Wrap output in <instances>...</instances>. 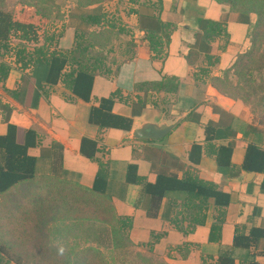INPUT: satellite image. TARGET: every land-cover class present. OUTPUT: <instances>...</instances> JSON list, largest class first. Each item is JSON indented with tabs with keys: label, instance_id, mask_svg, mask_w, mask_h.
Wrapping results in <instances>:
<instances>
[{
	"label": "crops",
	"instance_id": "0c3cea01",
	"mask_svg": "<svg viewBox=\"0 0 264 264\" xmlns=\"http://www.w3.org/2000/svg\"><path fill=\"white\" fill-rule=\"evenodd\" d=\"M160 1L158 15L170 31L167 43L160 32L157 36L163 53L151 51L141 28L146 9L142 0L128 1L97 60L89 101L61 79L47 83L46 63L22 68L15 61L16 46L44 47L52 35L50 49L70 50L75 28L67 12L40 16L32 36L10 27L11 49L0 50V62L10 67L0 79V136L12 125L17 142L24 143L26 132L32 131L34 143L27 153L36 159L37 177L86 187L100 177L115 212L130 218L125 223L131 241L144 250L151 243V255L167 264H264V169L242 168L249 145L264 151V107L257 113L234 89L227 92V81L235 85L237 79L232 71L224 75L249 48L247 26L226 22L225 33L209 41L197 20L220 21L225 5ZM31 9L15 2L11 21L24 22L23 14ZM101 98L113 100L111 112L128 118L129 129L100 128L90 121ZM139 119L157 124L180 120L159 139H135L132 130ZM83 139L91 141L84 150H93V158L82 151ZM193 145L199 149L191 157ZM159 175L208 183L222 195L204 202L199 199L204 193L194 196L197 188L190 199L180 189L167 190L162 197L148 194L146 184H154ZM237 235L250 244L236 246Z\"/></svg>",
	"mask_w": 264,
	"mask_h": 264
},
{
	"label": "trees",
	"instance_id": "16d2710c",
	"mask_svg": "<svg viewBox=\"0 0 264 264\" xmlns=\"http://www.w3.org/2000/svg\"><path fill=\"white\" fill-rule=\"evenodd\" d=\"M18 1L28 4L32 8L31 12L23 14L24 22L11 21V10L6 11L5 1H0V50L2 49L4 52L11 49L7 41V31L10 27L21 30L25 37L32 36L40 21L39 17H51L55 5V0ZM103 1L76 0L75 6L67 12L68 20L75 28L73 46L70 50L50 49L49 46L55 40L52 35L47 38L48 44L44 47H35L28 50L24 46H16L14 49L15 61L22 68L37 63H46L49 68L47 83L53 84L61 79L64 86L71 92L79 98L89 101L93 77L97 70V60L103 53L102 49L114 35L115 24L107 17L108 11L103 7ZM128 1L136 3L139 0ZM213 1L219 5H225L227 11L221 14L220 21L197 20L199 28L203 30L204 37L207 40L211 41L214 36L220 35L221 32L225 33L226 22L236 21L247 26L246 33L249 39V48L236 57L234 63L224 72V75L227 77L232 71L237 79L235 85L231 81H227V92L229 88L234 89L243 100L251 101L252 98L258 96L264 90V0ZM141 5L151 10V12L144 11L145 14L141 15V28L145 31V38L151 51L156 55H160L163 51L161 45L157 42L158 33H161L166 43L170 37V31H165L169 24L162 22L158 15V12L162 9V3L160 0H155L153 3L150 0H142ZM251 14L255 15V20H251ZM60 16L56 14L54 17ZM93 27H98L100 31L95 33L90 30ZM66 67L68 69L64 70ZM9 68V65L0 62L1 80L6 78ZM255 74H259V79L255 78ZM258 103H264V95L258 98ZM112 105L113 100L111 98L99 99V106L91 109L90 121L100 128L129 129L131 121L128 118L113 114L111 112ZM32 135V131H27L25 142L18 143L16 140V127L9 125L7 134L0 136V208L5 209V211H15V214L11 217L14 218L17 214H23L25 210H28L31 202H39L42 195L43 197L45 195L50 197L51 195H59L62 197L61 200H65V203H78L80 208L84 207L83 201L84 203H91L93 207L89 206L90 209L88 210L91 218L89 229L94 233L96 245L87 247L84 251L89 255L88 264H120L125 262L128 256L133 257L129 264H155L150 256H145V253L151 254V243L148 244L147 249H139L129 238L125 221L130 220V218L123 217L115 212L104 192L103 181L100 177L97 176L90 187L55 177H37L35 174L36 159L27 153L28 147L34 143ZM88 143L91 144V141L83 139L81 149L89 158H93V150L92 153L84 150V146ZM198 149V146H192L191 157ZM129 167L132 169V166ZM242 168L258 172L263 171L264 151L249 145ZM128 180L131 181V178L128 177ZM195 188H197V191L194 196L198 197L200 193H204L205 197H199L204 202H206L208 196L218 198L222 195L213 191L212 186L210 187L208 183L193 182L189 178L177 181L174 177L165 175H159L154 184L147 183L145 189L148 194L158 197H162L167 190H185L187 199H190ZM203 189H206V191ZM84 195L85 198L82 197ZM224 196L226 197V195ZM228 200V198L227 200L225 198L223 203L227 204ZM17 210L20 213H17ZM107 215L109 219L99 217H107ZM215 228L218 229V227ZM262 233L264 234V231ZM250 235H254V230L251 231ZM234 244L247 247L250 241L248 238L244 239L243 236L237 235L234 238ZM7 252L6 247L0 244V264H6L3 262V255ZM5 258V261L9 262L12 257ZM64 259L69 261L68 257H64ZM13 260L15 264H20V259L17 257H14ZM75 264H78V258ZM160 264L167 263L162 260Z\"/></svg>",
	"mask_w": 264,
	"mask_h": 264
},
{
	"label": "rangeland",
	"instance_id": "374dc122",
	"mask_svg": "<svg viewBox=\"0 0 264 264\" xmlns=\"http://www.w3.org/2000/svg\"><path fill=\"white\" fill-rule=\"evenodd\" d=\"M126 1H103V7L108 11L107 17L114 22L115 26L119 25V12H123L125 6L128 7L126 4L128 1ZM15 2L20 1L7 0L6 8L11 9ZM75 4L76 0H55L51 16L66 13ZM142 10L151 12L147 8ZM250 17L251 20H255L254 14ZM255 78L259 79V74H255ZM262 95L264 90L250 101L253 110L257 113H260L264 107V103H258V98ZM82 197L85 198V195ZM40 198L39 202L30 203L29 211L25 210L23 214H17L16 218H11L15 211H5L0 208V244H3L9 252L4 253L3 262L15 264L13 258L17 257L20 259V264H75L78 258V264H88L89 255L84 251L87 247L96 245L94 233L89 229L91 218L88 210L93 205L83 201L84 207L80 208L78 203H65L59 195H51V197L42 195ZM17 213L20 211L17 210ZM99 217L109 219L108 215ZM145 256H150L155 264L162 263L161 259L149 253H145ZM5 257L12 258L6 262ZM64 257H68L69 261H66ZM132 259V256H128V259L120 264H129Z\"/></svg>",
	"mask_w": 264,
	"mask_h": 264
},
{
	"label": "water",
	"instance_id": "95a60500",
	"mask_svg": "<svg viewBox=\"0 0 264 264\" xmlns=\"http://www.w3.org/2000/svg\"><path fill=\"white\" fill-rule=\"evenodd\" d=\"M177 121L167 124H157L153 122H144L143 120H138L134 125L132 130V136L135 139H159L167 134L175 125L179 122Z\"/></svg>",
	"mask_w": 264,
	"mask_h": 264
}]
</instances>
